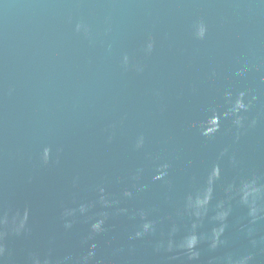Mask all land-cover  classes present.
I'll return each mask as SVG.
<instances>
[{"label": "water", "instance_id": "water-1", "mask_svg": "<svg viewBox=\"0 0 264 264\" xmlns=\"http://www.w3.org/2000/svg\"><path fill=\"white\" fill-rule=\"evenodd\" d=\"M0 264H264V0H0Z\"/></svg>", "mask_w": 264, "mask_h": 264}]
</instances>
